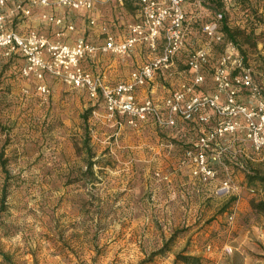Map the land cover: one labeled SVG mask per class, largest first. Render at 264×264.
<instances>
[{
	"label": "rangeland",
	"instance_id": "obj_1",
	"mask_svg": "<svg viewBox=\"0 0 264 264\" xmlns=\"http://www.w3.org/2000/svg\"><path fill=\"white\" fill-rule=\"evenodd\" d=\"M196 1L188 0L185 5V40L174 55V66L159 74L162 95L190 82L192 73L186 60L201 48L206 49L208 61L197 92L213 90L212 74L224 44L208 43L202 27L222 13L230 27L251 25L255 32V47L244 46L245 66L263 96L264 0H250L253 20L244 27L238 0L224 3L218 11L208 0H202L200 6ZM106 4L103 9H116L118 19L131 23L141 19L137 0ZM163 43L161 35L154 55L162 51ZM8 62L6 57L0 59V153L9 171L5 210L0 212V251L9 255L13 264H139L160 246L158 232L182 231L189 226L203 231L196 242L206 252L216 250L202 255L206 264H264V210L250 207L251 200L264 199V185L253 178L255 173L264 175V147L255 151L259 161L244 171L247 183L241 194L231 192L212 199L208 206L214 209L213 216L210 212L195 221L184 219L169 229L166 219L155 217V186L150 181L135 196L129 190L136 163L142 161L139 171L147 173L145 160L158 155L151 153V147L161 142L166 130L142 121L132 126L117 116L120 124L109 122L101 97L93 101L84 90L69 87L49 74L42 80L49 92L39 93V81L30 78L26 83L20 69H9ZM88 161L91 167H87ZM154 171L150 169L149 178L164 174L162 169L156 171L159 176ZM4 179L0 163V198ZM214 220L217 223L212 228ZM176 251L154 256L144 264H172L180 250ZM0 264H6L1 257Z\"/></svg>",
	"mask_w": 264,
	"mask_h": 264
},
{
	"label": "built area",
	"instance_id": "obj_2",
	"mask_svg": "<svg viewBox=\"0 0 264 264\" xmlns=\"http://www.w3.org/2000/svg\"><path fill=\"white\" fill-rule=\"evenodd\" d=\"M10 1L21 8L23 0H0V7ZM27 1L32 5L56 4L72 10H91L95 3L94 0ZM222 1L226 3L231 0ZM185 2L186 0H137L141 19L128 25L127 35L123 39H116L108 34L99 44L84 39L67 44L49 41L34 32L21 35L13 30L5 31L4 14L0 12V49H3L4 56L18 53L24 58L25 64L20 68V75L39 81L36 85L39 93L49 92L48 86L42 82L44 76L49 74L69 87L84 90L90 99L101 97L107 116H124L132 126L147 117L154 118L161 127L174 126L175 114L185 121L197 117L199 122H206L207 116L203 111L212 109L220 120L212 129L197 137L193 146L184 152V161L191 166L192 174L202 182H209L216 177L208 154L216 138L242 128L254 151H260L264 147V99L261 96L262 89L254 83L236 46L227 41L219 30L222 13H217L216 18L205 22L202 27L208 43L224 44L212 74L213 90L208 93L197 92V87L204 82L202 69L208 61L206 49L201 48L193 50L186 60L192 73L190 82L164 98L167 115L158 110L151 98L146 97L142 101L137 99L136 89L145 86L157 71L168 69L173 64L174 55L183 45ZM196 3L200 6L202 0H197ZM48 20L60 22L53 17H48ZM90 22L93 23V20ZM161 35L164 39L162 51L115 85L104 84L100 76L92 74L80 64L89 54L100 52L126 55L140 44L155 51ZM241 91L246 92L248 103L238 99ZM233 189L234 185L229 180H223L217 186L218 193L229 194Z\"/></svg>",
	"mask_w": 264,
	"mask_h": 264
},
{
	"label": "crops",
	"instance_id": "obj_3",
	"mask_svg": "<svg viewBox=\"0 0 264 264\" xmlns=\"http://www.w3.org/2000/svg\"><path fill=\"white\" fill-rule=\"evenodd\" d=\"M94 1V7L91 10H72L56 4L47 6L32 5L27 0H23L21 8H17L16 4L10 1L5 6L0 7V12L4 14L3 25L5 31L13 30L21 35L34 32L45 37L49 41H59L67 44H73L79 39L99 44L104 41L105 35L108 34L114 36L116 39H123L127 35V27L131 21H129V19L126 21L118 19L120 17L117 15L116 9H103V6L113 1L122 5L123 3H130L132 0ZM238 2L239 6L242 7V26H248L253 20V11L250 9L252 3L250 0H238ZM187 3L189 4L188 0H186L185 5H187ZM185 5L184 9L186 10ZM202 9H204V11L207 10L205 8H201V10ZM48 17L59 19L60 22L49 21ZM91 20H93V23L90 22ZM186 22L185 28H187ZM148 50L149 48L145 44H140L132 48L126 55L96 52L84 57L80 64L87 71L100 76L104 84L115 85L127 79L134 69L145 63L147 57L152 58L154 55L153 51L149 50L148 52ZM149 53L153 55L150 56ZM5 57L9 59V69L19 70L25 64V60L20 54L16 53L10 56H4L3 49H0V59ZM171 66L173 67L174 65ZM159 72L155 73L153 78L149 80L145 86L137 88L135 93L139 101H142L146 97L151 98L156 107L163 110L165 115H167L163 100L168 94L166 96L162 95V88L164 85L158 80L159 74H164V70H160ZM23 79H25L27 83L30 78ZM31 79L33 81L36 80L34 78ZM80 90L83 91L82 89ZM198 92L202 93V91ZM97 99L92 100L97 101ZM238 99L248 103L246 93H239ZM91 104L94 105V102ZM102 109L105 110L104 105H102ZM203 113L207 116L206 122H199L197 117L190 121H185L180 115L175 114V125L163 127L166 131L165 133H161V142H157L156 145H152L151 147V153L153 155H158L145 160L144 165H146L147 173H142V170L139 171V169L142 168V161L136 163L135 166L133 185L129 188V190L132 191H130V193L135 196L138 189H146L148 181H150L149 183L155 186L152 192V205L155 207V217L166 219L169 229H171L173 225H176L177 222L184 219L187 221L193 219V221H195V218L198 219L210 212H212L210 216H213L215 211L208 206V203H211L212 199L216 200L224 195L227 196V194L217 192V186L220 182L229 180L234 185V191H232V193L241 194L244 185L247 183V177L244 171L250 168L249 164L259 161L257 153L252 149L250 143L245 138L244 130L239 128L232 134H226L216 138L211 145L208 154L216 171L215 179L209 182H202L195 177L192 174L191 166L184 161V152L193 146L197 137L212 129L217 124L218 120H220V117L212 109L204 110ZM105 117L109 122L114 121L120 124V122L116 121V117H109L107 113ZM117 117L121 118L124 116L119 115ZM124 119L126 118L124 117ZM140 121L145 124L150 123L159 127L152 117H147ZM241 122H243L242 119ZM157 141H159V139H157ZM161 149H163V151H161ZM150 169H155L154 172L162 169L164 174L161 178H149L148 172ZM155 175L159 176L160 174L156 172ZM237 209L242 210L238 208V206ZM245 209H249L248 203H246ZM216 223L217 221L214 220V223H212L210 227L213 228ZM135 224L136 223H134L133 226H135ZM217 226L218 225H216L215 230L218 229ZM157 231L158 230H156V232ZM166 231L167 230H164L165 234L158 232L156 235L159 242H161L159 247H161L163 244L162 242H165L171 235L174 234L175 238L169 250L162 255L167 253L172 254L174 251L181 250L184 247H186L191 254L204 256L206 254L211 255V253L216 251L214 249L211 252H206L201 244L196 242L199 236L198 234L203 232L202 230L197 232L195 228H190L189 226L182 231L172 230L167 233ZM223 232V230L217 231L218 234H222ZM152 234L153 232H151L150 236ZM166 234L168 235L166 236ZM147 235L148 234H145V236ZM178 242H181L180 246H177ZM207 248H210V245H208Z\"/></svg>",
	"mask_w": 264,
	"mask_h": 264
},
{
	"label": "trees",
	"instance_id": "obj_4",
	"mask_svg": "<svg viewBox=\"0 0 264 264\" xmlns=\"http://www.w3.org/2000/svg\"><path fill=\"white\" fill-rule=\"evenodd\" d=\"M209 3L210 4L212 3L213 5H215V7L218 8L217 11L219 10V7H222V5L224 4V2L222 0H208V4ZM219 30L227 41L232 42L236 46L238 52L240 53V55L243 58V61H245L246 60V52L244 50V46L254 48L256 45L255 32H254L253 28L251 27V25L249 28L248 27L242 28L239 26L230 27L226 23V20L222 15V18H221L220 23H219ZM241 92L245 93V91H241ZM246 96H247V94H246ZM262 98L264 99V94H263ZM89 111H91V110L89 109ZM88 140H89V136L86 137L85 141L87 142ZM89 152H90V150H89ZM0 163L2 166V170L5 174V179H4V183L2 185L1 198H0V212H1V211L5 210L4 201L6 198V189H7V184H8V180H9V171L5 168V161L2 159V152L0 153ZM91 164H92L91 161H88L87 167H91ZM253 178L257 179L261 184L264 185V175L255 173L253 175ZM232 200H233L232 202H234V198H232ZM250 207H251V210H255V211L256 210H264V199L260 200V201L251 200L250 201ZM174 238H175V235L174 234L171 235L161 245V247L150 252L147 257H145L143 260L140 261L139 264H144V263L150 262L154 256L164 254L165 252H167L169 250L171 244L173 243ZM0 257L2 258L4 263L13 264L12 261L10 260L9 255H7L6 253H3L0 251ZM207 262H208L207 259L204 258L202 255L191 254V253H189L188 249L186 247H184L180 251L175 253L172 264H206Z\"/></svg>",
	"mask_w": 264,
	"mask_h": 264
}]
</instances>
